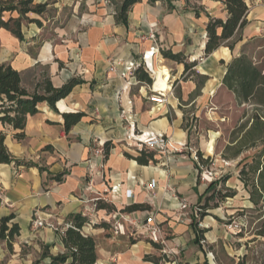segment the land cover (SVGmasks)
<instances>
[{"label": "crops", "instance_id": "1", "mask_svg": "<svg viewBox=\"0 0 264 264\" xmlns=\"http://www.w3.org/2000/svg\"><path fill=\"white\" fill-rule=\"evenodd\" d=\"M175 1L138 2L125 25L117 22V7L109 0H35L54 7L56 16L49 17L48 8L42 15L28 14L42 25L24 22L23 40L0 28V63L18 70L29 92L44 77L55 87L79 82L57 111L43 102L28 116L22 141L0 123L14 159L31 164H0V220L13 214L10 225L20 228L12 252L0 240V264H33L45 246L50 255L67 252L62 232L75 214L87 218L82 232L97 243L95 264H208L202 245L207 228L194 205H201L211 184L201 170L209 165L195 156L200 151L210 157L208 143L216 136L209 129L198 132L194 146L191 131L216 113V95L228 91L226 65L242 48L221 46L205 54L207 23L227 17L223 0H193L197 8ZM163 50L196 61L193 72L184 73V64L164 57ZM139 67L151 84L138 78ZM153 89L166 93L165 104L150 100ZM65 112L83 114L69 131ZM149 134L165 136L167 145L147 147L141 140ZM144 148L155 152L156 162L141 165L127 156ZM99 202L108 207L98 209ZM133 204L149 209L125 210ZM116 222L124 234L115 230ZM152 223L159 224L164 241L148 237ZM39 264H50V257Z\"/></svg>", "mask_w": 264, "mask_h": 264}, {"label": "trees", "instance_id": "2", "mask_svg": "<svg viewBox=\"0 0 264 264\" xmlns=\"http://www.w3.org/2000/svg\"><path fill=\"white\" fill-rule=\"evenodd\" d=\"M35 0H0V28L10 30L20 40H23L22 24L24 22H35L42 25L38 19H30L28 14L34 13L42 15L47 11V3H34ZM143 0H120L116 10V20L119 23H128V13L132 6ZM149 3L164 1L172 5L173 0H146ZM186 2L190 0H185ZM264 2V0H262ZM227 12L226 19L210 18L206 26L207 42L205 54L209 55L221 46H226L233 50L241 39L244 29L248 26L247 18L249 6L246 0H223ZM17 13L18 17L12 16ZM6 14H10L6 18ZM164 57L172 59L185 66L184 73L193 72L197 65L196 61L189 62L182 53H173L170 50H163ZM224 63V61H222ZM162 73V72H161ZM163 75V74H162ZM137 76L140 80L149 84L152 78L143 67L137 69ZM78 80H71L61 87H55L49 77H44L38 81L33 92H29L22 84L21 74L11 65L0 63V123L8 126L13 131V138L22 141L26 138L25 127L28 116L39 112V105L47 102L49 106L57 111V103L67 97ZM223 85L234 94L237 106L249 104L252 106L250 112H245L242 122H240L231 132L228 144L221 153V157L227 161L236 160L250 150L255 153L238 160L240 167L238 179L243 184L248 193V200L253 205L252 209L258 212L255 237L264 236V64L255 61L250 55L242 52L239 56L233 57L226 65V73L223 78ZM64 129L69 131L77 124L83 114L80 112H65ZM7 132L0 129V164L12 163L16 165H31L14 159L5 145ZM111 143L106 142L104 153L107 157L110 153ZM128 157L136 160L141 165H148L151 161L156 162L155 152L144 148L137 156ZM198 162L201 165H209L211 157L204 158L202 152L197 151ZM61 176H56L60 179ZM229 176H224L219 182H225ZM216 184L212 182L208 190L202 196L204 203L199 206L200 216L204 218L209 209L217 208L219 202L232 198L236 191L214 189L208 193ZM216 201L214 204H210ZM1 203V199H0ZM108 207L105 203H98L97 208ZM149 209L143 204H133L126 207V211ZM244 211V209L242 210ZM240 213L239 215H242ZM14 215H8L0 220V240L8 243V248L13 251V243L19 235V225L11 223ZM87 222V218L82 214L71 216V221L62 232V240L67 250L65 253L50 255L49 246L43 248L41 258L33 264H39L41 260L50 257V264H95L97 261V243L90 235H85L82 230ZM245 257L238 264H246Z\"/></svg>", "mask_w": 264, "mask_h": 264}, {"label": "rangeland", "instance_id": "3", "mask_svg": "<svg viewBox=\"0 0 264 264\" xmlns=\"http://www.w3.org/2000/svg\"><path fill=\"white\" fill-rule=\"evenodd\" d=\"M95 1L97 3V0ZM109 2L117 7L120 0H109ZM246 2L249 6L247 16L249 25L240 36L241 39L237 42V46L255 61L264 64V2L262 0H246ZM175 3L182 7L197 8L198 6V3L193 0L188 2L176 0ZM47 8L48 16L55 17L54 7ZM244 43L246 44L243 45ZM230 95V92L225 90L218 92L214 99L218 107L216 113L212 115L211 119H201L197 129H193L191 133L194 146L197 145L196 137L199 134L196 133L198 132L205 134L209 129L214 132L211 134L216 136L213 144L214 153L209 152L214 154L210 155L213 158L212 162L208 167L204 166L201 169L203 174L206 173L207 184L216 182L210 192L216 188L223 191H236V195L219 202L217 208L209 209L204 218L200 216V205L196 203L194 206L198 212L197 219L206 225L205 229L207 228V238L202 242V245L205 248L204 255L208 264H238L243 257H245L246 264H264V236L252 241L255 237L258 212L252 209L253 205L248 200V193L238 179L240 170L237 164L238 160L253 155L255 151L250 150L236 160L227 161L221 157L222 151L229 142L232 130L240 122L246 120L244 119L245 112H250L252 108L249 104L234 105L230 101ZM216 159H218L217 163H215ZM224 176H229L227 181L219 182ZM215 202L212 201L210 204ZM203 203L204 199L201 201V204ZM243 209L244 211H242ZM242 212L243 214L239 215Z\"/></svg>", "mask_w": 264, "mask_h": 264}, {"label": "built area", "instance_id": "4", "mask_svg": "<svg viewBox=\"0 0 264 264\" xmlns=\"http://www.w3.org/2000/svg\"><path fill=\"white\" fill-rule=\"evenodd\" d=\"M133 68H134V64L127 66L128 71L132 70ZM150 100L156 104H165L167 102V95L162 90L153 89L152 94L150 95ZM141 143H143L144 145H146L151 149L161 150L163 147L167 145L168 141L165 138V136L161 134H152V135L149 134L145 139L141 140ZM96 152L102 153L103 150L102 149L97 150ZM195 159L198 160V157L195 156ZM152 186H154V183H152ZM182 207L185 208L186 205L182 204ZM114 228L117 232L124 234V226L121 223L116 222ZM147 235L153 242L156 243L162 242L165 239L161 227L159 226L158 223H152L149 226L147 230Z\"/></svg>", "mask_w": 264, "mask_h": 264}, {"label": "bare ground", "instance_id": "5", "mask_svg": "<svg viewBox=\"0 0 264 264\" xmlns=\"http://www.w3.org/2000/svg\"><path fill=\"white\" fill-rule=\"evenodd\" d=\"M162 91H163V90H162ZM213 142H214V141L211 140V141L208 143V151H209V152H212V151L214 150Z\"/></svg>", "mask_w": 264, "mask_h": 264}]
</instances>
